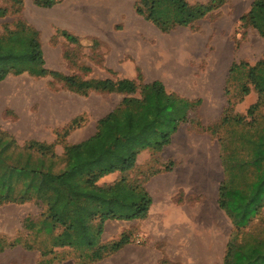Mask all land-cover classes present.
Returning <instances> with one entry per match:
<instances>
[{"label":"rangeland","instance_id":"rangeland-1","mask_svg":"<svg viewBox=\"0 0 264 264\" xmlns=\"http://www.w3.org/2000/svg\"><path fill=\"white\" fill-rule=\"evenodd\" d=\"M210 1L188 0L191 5ZM22 2L0 0L8 10L0 18V37L15 30L18 19L34 27L49 71L80 81H137L141 76L143 83L160 81L169 94L198 102L171 145L160 153L142 151L136 169L126 175L130 182L145 183L175 163L171 190L164 192L157 183L161 177L152 176L145 184L158 195L156 211L142 221L108 220L102 242L114 243L122 236L130 242L97 264H224L234 226L218 203L223 157L249 160L251 142L264 131V101L251 115L258 93L252 88L243 96L240 82L230 78L234 63L254 66L264 58V38L242 21L254 0H229L194 26L168 32L139 16L135 0H61L52 8L39 7L35 0ZM63 31L78 42H70ZM124 98L93 90L84 95L51 75H10L0 82V131L18 148L29 140L53 144L59 170L66 146L94 136L98 121L121 107ZM225 118L228 123L223 124ZM73 120L77 122L66 136ZM122 176H106L98 185ZM241 176L242 181L251 173ZM43 209L35 201L0 205V264H91L84 252L54 247L51 236L25 228V220L42 219ZM252 226L264 227V211Z\"/></svg>","mask_w":264,"mask_h":264},{"label":"trees","instance_id":"trees-1","mask_svg":"<svg viewBox=\"0 0 264 264\" xmlns=\"http://www.w3.org/2000/svg\"><path fill=\"white\" fill-rule=\"evenodd\" d=\"M11 1L19 6L23 4L22 0ZM60 1L35 0V4L52 8ZM227 1L191 5L188 0H135V10L168 32L177 27L194 26ZM7 14L8 10L0 7V18ZM242 21L257 29L264 38V0H254ZM62 34L70 42H78L74 35L65 31ZM24 73L35 77L51 75L84 95L93 90L125 96L121 107L98 121L94 136L66 146L65 165L59 170L55 169L57 156L53 144L29 140L18 148L11 136L0 131V205L32 201L42 205L45 210L42 219L25 220V228L51 236L54 247L84 252L85 260L97 264L130 242V238L122 236L117 242L104 244L106 222L147 219L153 199L145 183L152 176L171 172L175 163L153 173L145 183L130 182L126 175L136 169L142 151L160 153L171 145L180 126L190 121L189 112L195 102L169 94L160 81L143 83L141 76L137 81H80L49 71L39 31L18 19L15 30L0 37V82L10 75ZM230 78L240 82L243 96L249 95L252 88L258 93L257 103L249 110L253 115L264 101V58L254 66L234 63ZM76 122H71L66 136ZM226 123L227 118L223 120ZM237 124H242L240 118ZM251 144L249 160L238 163L229 154L223 157L225 179L219 186L218 203L234 226L226 245L224 264H264V237L258 236V232L264 233V227L259 230L260 226H252L264 211V131ZM222 147L227 149L225 145ZM247 170L251 176L241 181V172ZM116 173L125 176L113 184L98 185L102 178ZM57 230L60 232L56 234ZM48 253L43 252V256Z\"/></svg>","mask_w":264,"mask_h":264},{"label":"crops","instance_id":"crops-1","mask_svg":"<svg viewBox=\"0 0 264 264\" xmlns=\"http://www.w3.org/2000/svg\"><path fill=\"white\" fill-rule=\"evenodd\" d=\"M175 170V169H174ZM173 170V171H174ZM173 171H171V172H166V173H161V174H159L158 176L159 177H161V178H159V182H157L158 184H160V186H161V189H163V191L165 192L166 190H171V188H172V184L170 183V175L173 173ZM148 183L145 185V187H146V189H147V191L150 193V195H151V197H152V199H153V204H152V207H151V209H150V212H149V216L148 217H150L155 211H156V206H155V201H158L159 200V198H158V195H157V193H156V191L153 189H150V188H148ZM171 197V196H170ZM154 199H156V200H154ZM170 199V198H169ZM37 264V263H36Z\"/></svg>","mask_w":264,"mask_h":264}]
</instances>
